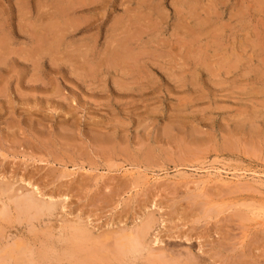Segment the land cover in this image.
I'll return each instance as SVG.
<instances>
[{"label": "rangeland", "instance_id": "1", "mask_svg": "<svg viewBox=\"0 0 264 264\" xmlns=\"http://www.w3.org/2000/svg\"><path fill=\"white\" fill-rule=\"evenodd\" d=\"M0 182L27 264H264V0H0Z\"/></svg>", "mask_w": 264, "mask_h": 264}, {"label": "bare ground", "instance_id": "2", "mask_svg": "<svg viewBox=\"0 0 264 264\" xmlns=\"http://www.w3.org/2000/svg\"><path fill=\"white\" fill-rule=\"evenodd\" d=\"M139 22V21H138ZM4 51V50H3ZM93 73V72H92ZM103 137V136H102ZM110 147V146H109ZM116 147V146H115ZM110 149V148H109ZM103 150V149H102ZM116 150V149H115ZM107 151V150H106ZM95 152V151H94ZM117 152V151H116ZM100 154V153H99ZM111 154V153H110ZM147 155V154H146ZM148 157V156H147ZM49 161V160H48ZM1 183L2 182H0V185H1ZM5 183V182H4ZM7 184V183H6ZM13 184V183H12ZM12 184H10V186H9V184H7V185H5V184H3L2 183V186H6V188L8 187V189H4L5 187H1L0 186V198L2 199L3 197H5L4 195H7L6 196V198H10L11 196H9L10 194H8V193H10L9 192V190H10V188H11V190H13L14 189V186L16 185L15 183H14V186L12 185ZM11 185H12V187H11ZM28 185H30V183H28ZM16 187V186H15ZM19 188V187H18ZM20 189V190H19ZM18 189V192L19 191H21V188H19ZM15 191H16V189H14ZM23 190V189H22ZM31 190H32V192H31ZM15 191H14V193H15ZM35 190H33V189H30V191H28V193L27 192H25V194H23V195H19V196H15L13 199H15L16 198V200H12V199H8V201L10 202V203H12L13 204V206H14V209H15V211H16V215H18V217L19 218H24V220H25V218H28L27 219V221L28 222H30V221H38L39 220V218H41L40 216H43L44 218H45V216H44V214L45 213H47V212H50V211H54V209L57 207V205H59V204H56V202H54L53 200V202H47V200L45 201V200H43L42 198H38V196L39 195H37L36 193H37V191H38V189H36V191L34 192ZM8 192V193H7ZM30 192V193H29ZM7 193V194H6ZM16 193H17V191H16ZM19 193H21V192H19ZM18 193V194H19ZM27 193V194H26ZM41 193V192H40ZM12 194V193H11ZM13 196H14V194H12ZM4 199V198H3ZM104 199V198H103ZM1 203V202H0ZM8 203V202H7ZM9 206V205H8ZM7 206V207H8ZM60 206V205H59ZM9 208V207H8ZM5 209V208H4ZM58 209V208H57ZM7 210V209H6ZM56 211V210H55ZM54 211V212H55ZM5 213V212H4ZM3 213V214H4ZM8 214H9V212H8ZM53 214V213H52ZM51 214V215H52ZM10 215V214H9ZM50 215V216H51ZM32 216V217H31ZM11 217V216H10ZM29 217H31V218H29ZM42 217V218H43ZM41 218V219H42ZM18 219V218H17ZM149 219V218H148ZM8 220V219H7ZM23 220V221H24ZM3 221V220H2ZM32 221V222H33ZM22 222V221H21ZM33 222V223H34ZM81 224V223H80ZM149 225H151V224H149ZM149 225L146 223V225H144V226H142V228L143 229H140V231H139V233H138V231H137V236H135V237H130V236H122V237H120L119 239H118V242H117V250H116V252L118 253H116V255H126L127 253H130V252H132V250L130 249L133 245L135 246V245H137L135 248L138 250V245H140V244H143L144 243V241H145V239H146V236H147V234H148V232H150L149 230ZM80 226V225H79ZM81 227V226H80ZM79 228V227H78ZM83 229V228H82ZM81 229V230H82ZM2 230V229H1ZM81 230H75L76 231V234H75V236L73 235L72 236V234H71V236L72 237H74V238H76L75 239V241H74V238H72L73 240H72V242H81L84 238L86 239H84L85 241H87L86 242V244L85 243H83V244H85V245H88L87 243H88V240H89V242L91 243V241L94 239V238H88V236H92L91 235V233L89 232V235L88 234H86L85 232H83V230L81 231ZM73 231V230H72ZM135 232V231H134ZM135 234V235H136ZM1 235V234H0ZM88 235V236H87ZM3 236V235H2ZM50 236V235H49ZM132 236V235H131ZM37 237H38V235H37ZM65 238V237H64ZM80 240V241H77L78 239ZM149 238V237H148ZM88 239V240H87ZM70 241H71V238L69 239ZM69 240H67L68 241V243H69ZM91 240V241H90ZM95 240H96V238H95ZM97 242H99V243H96V244H101L100 242L101 241H97ZM104 242V241H103ZM112 242V241H111ZM49 242H47V244H48ZM82 243H80L81 244V247H83L82 246ZM89 243V244H90ZM105 243V242H104ZM74 244V243H73ZM92 244V243H91ZM90 244V246H92ZM106 244V243H105ZM17 245H19V244H17ZM62 245H64V244H62ZM75 245V244H74ZM77 245V244H76ZM79 245V244H78ZM77 245V246H78ZM25 246V245H24ZM90 246H89V248H90ZM95 246H97V245H95ZM108 246V245H107ZM152 246V245H151ZM67 247H68V245H67ZM69 247H71V246H69ZM74 247V246H73ZM72 247V249H74ZM79 247V246H78ZM140 247H142V246H139V248ZM100 248V247H99ZM4 250H5V248H3ZM8 249V248H7ZM16 249V248H15ZM18 249V248H17ZM30 249V248H29ZM76 249V248H75ZM83 249V248H82ZM91 249V248H90ZM133 249V248H132ZM3 250V251H4ZM34 250V249H33ZM77 250V249H76ZM84 250V249H83ZM95 250H97V251H99L96 247H95V249H94V251ZM153 250V249H152ZM6 251V250H5ZM4 251V252H5ZM87 251V250H86ZM97 251H95L96 252V254L98 253ZM101 251H102V249H101ZM133 251H134V249H133ZM85 252V251H84ZM90 252V251H89ZM168 252V251H167ZM188 252V251H187ZM1 253V252H0ZM49 253V252H48ZM71 253V252H70ZM73 253V256H75L78 252H76V254L74 255V252H72ZM113 253H114V251H113ZM145 253V252H144ZM4 255V256H2V255ZM0 254V264H8V262H11V261H13L15 264H27L25 261H24V258H25V256L26 255H29L28 254V249H26V248H19L18 250H11V249H9L8 251H6L4 254L3 253H1ZM36 254V253H35ZM47 254V253H46ZM80 254H82V253H80ZM86 254V253H85ZM90 254V253H89ZM137 254V253H136ZM149 254V253H148ZM78 256H79V254H77ZM92 255L94 256V254L92 253ZM98 255H100V254H98ZM97 255V256H98ZM133 255H135V254H133ZM171 255V254H170ZM41 256H43V255H41ZM82 256V255H81ZM85 256V255H84ZM87 256V255H86ZM90 256V255H89ZM97 256H96V258H97ZM102 256V255H101ZM103 256H105V254L103 255ZM107 256H108V254H107ZM107 256H106V258H107ZM109 256H110V254H109ZM108 256V258H110ZM181 256V255H180ZM33 255H32V259H33ZM51 257V256H50ZM121 257H123V256H121ZM149 257V256H148ZM159 257H161V256H159ZM159 257H158V259L157 260H159ZM45 258H46V256H45ZM74 258V257H73ZM76 258V257H75ZM88 258V257H87ZM85 259L86 261H88V259L91 261V258H88V259ZM93 258H95V257H93ZM93 258H92V260H93ZM105 258V259H106ZM108 258H107V260H108ZM117 258V257H116ZM124 258V257H123ZM147 258V257H146ZM164 258V257H163ZM163 258L162 259H160V260H163ZM81 258H79V260H80ZM98 259V258H97ZM100 259V258H99ZM98 259V260H99ZM119 259V258H118ZM144 259V258H143ZM186 259V258H185ZM36 260H37V257H36ZM77 260H78V258H77ZM78 260V261H79ZM83 260H84V258H83ZM83 260H81V261H79V263L80 262H82ZM97 260V261H98ZM112 259H110V261H111ZM121 260V262H122V259H120ZM140 260V259H139ZM153 259H151V261H152ZM155 260V259H154ZM172 260V259H171ZM21 261V263H19ZM24 261V262H23ZM31 261H33V260H31ZM39 261V260H38ZM96 261V263H98ZM113 261V260H112ZM114 261H116V260H114ZM124 261V260H123ZM138 261V260H137ZM144 261V260H143ZM150 261V262H151ZM167 261V260H166ZM170 261V260H169ZM178 261V260H177ZM181 261V260H180ZM91 262H94V264H95V260L94 261H91ZM100 262H101V260H100ZM117 262V261H116ZM120 262V261H119ZM119 262H117V263H119ZM120 262V263H121ZM164 262V261H163ZM163 262H162V264H163ZM168 262V261H167ZM195 262V261H194ZM193 262V263H194ZM41 263V262H40ZM58 263V262H57ZM85 263V262H84ZM87 263V262H86ZM103 263V262H102ZM178 263V262H177ZM183 263V262H182ZM186 263V262H185ZM11 264V263H10ZM28 264H33V263H30V261L28 262ZM37 264V263H36ZM88 264V263H87ZM106 264V263H105ZM113 264H114V262H113ZM126 264V263H125ZM167 264V263H166Z\"/></svg>", "mask_w": 264, "mask_h": 264}]
</instances>
